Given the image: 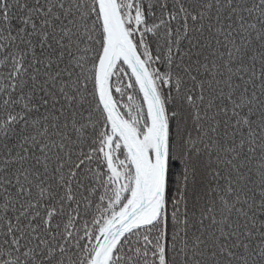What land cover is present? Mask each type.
Returning <instances> with one entry per match:
<instances>
[{"label":"snow or ice","instance_id":"6c2138e0","mask_svg":"<svg viewBox=\"0 0 264 264\" xmlns=\"http://www.w3.org/2000/svg\"><path fill=\"white\" fill-rule=\"evenodd\" d=\"M0 264H264V0H0Z\"/></svg>","mask_w":264,"mask_h":264}]
</instances>
